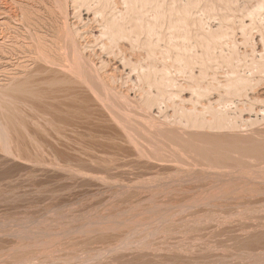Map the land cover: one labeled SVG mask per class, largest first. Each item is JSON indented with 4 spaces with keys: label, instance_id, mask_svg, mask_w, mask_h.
Wrapping results in <instances>:
<instances>
[{
    "label": "rangeland",
    "instance_id": "374dc122",
    "mask_svg": "<svg viewBox=\"0 0 264 264\" xmlns=\"http://www.w3.org/2000/svg\"><path fill=\"white\" fill-rule=\"evenodd\" d=\"M9 1H11V3ZM9 1L0 0V4H2L0 5V12H2L3 10V12L0 13V21H2V23L0 22V29H1L0 31L3 32L7 30V27L3 26L4 24L3 22L10 23L11 25L13 21H14L13 25H16L18 22L22 23L19 17L20 13L18 10H20V8H18L19 5L18 3H16L17 1L13 0V3L15 5H12L13 4L12 0ZM233 1L236 2V0ZM233 1L231 0L232 4L235 7L237 5L238 6L235 8L234 6L231 7L230 4H228L230 9L226 7L227 12L232 14V15L229 14V16L227 15L228 13H226V8H224L223 6L226 1L225 2L223 1L220 4L221 6H216L223 8V9L219 8L220 12H218L219 11L218 9L216 13L217 14L219 13L220 16L224 15L227 18V20H229V23L228 21H226V19H223L225 17L223 18L221 17L222 19H219L220 17L219 16L217 18L216 17L217 14L215 13V11L214 12L212 11L213 14L215 13V15L212 14L211 10L216 7L211 8V10L209 8L210 13H208L209 10L206 9V6H204L203 5L204 3L202 2L200 4L203 6V8L201 7V5H199V7L197 5L196 6L197 8L195 7V9L193 10L194 8L193 7L192 11L189 12L190 17L187 21L188 23H195V22L199 23V19L204 17L202 18V20L204 21L203 23L205 24L207 22V24H209L213 15L214 18L216 17V19L212 18L213 24L215 22L226 24L227 22L231 27V29H233V31L230 30L227 26L228 24H226V28H228V34H229L226 37L230 40V42L233 41V45L235 43H237V45L241 43L239 45L242 48L239 45L238 47H236L237 45L235 44L236 45L235 49L237 50L238 48L237 50L238 53L237 51L235 53L233 51L231 52V50H228L230 47H234L233 45L232 46L230 45L232 43L229 42L230 44L226 45L229 46V48L228 47L226 48L224 46L226 43L225 41L227 42L229 41L226 39V37L225 39L224 37L222 39L223 47L221 46V48H219L217 46L214 49L209 48V50L211 49L210 53L209 51H207L208 53L206 52L203 53L204 56L205 55L209 56L210 60L212 57L215 58L212 60L214 62L212 63L213 67L211 68L210 71L213 70L216 73L221 74V77L224 76L223 75L224 72H228V70H230L229 67L225 66L227 70L224 67V65L228 62V60L232 61L229 58H233L234 61L238 60L237 63L240 66L238 70H240L244 65H245L244 67H246L247 65V68L250 66L249 64H252L251 66H253V62L251 63L250 61L252 60L254 61L256 59L254 57H257L259 55L257 54L258 52L257 43L259 46L260 44L262 45V43L264 44L263 42L264 38L262 36V34L264 33V31H262L264 30V21H260L258 19L260 17L262 20H264V10L259 9L257 11V8L251 10L253 12L250 11V14L251 13L256 14V16H254L253 19H255L258 16V18H256L257 20L255 19L254 21L251 22L250 19L248 18L249 16L247 15V11L246 13L243 12L241 17L239 16L240 15L239 11H242L243 9L239 10L238 7L242 8L239 4L243 0H238L239 3H237V5ZM231 2L229 0V3ZM2 6L5 9H2L1 8ZM11 6L12 8H10ZM13 8L17 12L13 11ZM198 8H201L202 10ZM231 8L236 9L238 13L235 10V12L237 13L236 14L233 11L234 9L232 10ZM10 9L12 10V12L10 11ZM221 9L223 10V14L221 12ZM255 9L256 12L259 13V15H257L258 13L254 12ZM6 10H8L9 13ZM214 10H217V8ZM230 10H232V12ZM203 11L206 12L202 13ZM233 13L236 14L238 18L240 17L242 19H244L243 16L245 14L247 16L245 18L248 19L246 20L238 19V20L247 23V26L242 27L241 23L238 22V20L236 19L237 16L233 15ZM8 14L9 16H11L12 14L13 15L10 18L9 16H7ZM167 14L168 13L166 12V16H167V17L165 16L166 20L168 18ZM191 14L194 15L192 16ZM174 15L176 16V13ZM208 15L209 18H206L208 17ZM194 16L196 18H193ZM232 16L234 17L236 16L235 17L236 21L231 22L230 19H228L231 18ZM12 18L14 19L12 20ZM190 18L192 20L196 19L197 21L195 20L192 21ZM205 18L207 19L206 21ZM222 20H225L226 22ZM248 20L249 22H251L249 25L252 24L254 25V29L251 26L249 27L248 25L249 22H247ZM166 22L167 25L164 24L165 19L163 18L160 23V25L163 26V27L161 26L163 28V29L161 28L163 30V32H161L162 33L161 39L165 35L168 36L167 37L168 39L163 38L165 41L160 39L161 41L160 44H162L161 48H164V46H168L167 44L169 43L170 30L168 31L169 33L166 32L168 30L167 28L168 21ZM260 22H262V24ZM203 23L201 24L203 25ZM192 26L193 25H189V27L191 29L194 28V30H191L189 28L188 30L192 31V32L190 31L189 34L191 37L190 44L193 51L190 50L191 48L190 47L189 52L191 53L192 51V53H194V51H196L197 57L198 56L200 57L201 46L200 44L195 43V38H196L195 32L199 31L198 28L200 26L198 27V24H197V28H195L196 25L193 28ZM206 26L204 29H206ZM256 26L258 28H256ZM261 27L262 30L260 29ZM161 29L159 26V31H162ZM240 30H243V32ZM9 32L10 31L8 29L7 33L11 34ZM193 32L194 35L192 34ZM258 32L259 35L256 34ZM240 33L241 35L242 33H244L243 35L247 37L248 35L252 36L253 34H256L253 35V37L255 36L257 39L258 38L261 39L262 37L263 40L261 39V42L259 44L258 40L260 39L258 40L256 39L257 43L255 42L256 44L255 46L254 42H252L251 39L245 40V38H243L245 40L243 41L242 37L244 36H240L239 35ZM238 35L240 36L239 39L237 37ZM253 37L251 38L253 39ZM255 37H254V41H255ZM177 38H178L177 41L178 43H181V41H183L181 39V36L180 38L176 37L175 39L177 40ZM166 39L168 40V42ZM241 41H243V44ZM250 41L253 43L254 47L252 46ZM244 42H246V44H244ZM194 43L195 45H193ZM247 43H249L250 46H248L249 44ZM196 44L198 45V47L199 46L200 47L198 48ZM192 45L196 49H194ZM243 45L244 46L247 45L248 48L250 47V49L252 50L250 49L247 50L248 48L245 49ZM260 47L263 48V46ZM177 48H175V50ZM218 49L221 51H219ZM239 49L242 50V52ZM16 52L17 51H15L14 53ZM219 52H221L222 55L225 54V56L223 55L224 57L222 56L221 58L220 57L221 54ZM229 52L235 57H232V55L230 57H227L230 55ZM251 53H255L254 54L255 56L252 55ZM241 54L244 57L245 55L247 54L248 55L244 59V57ZM16 55L14 54V56H12L11 58V61L13 63L18 60L17 57L19 55L17 57ZM237 55H241V56H237ZM226 57L227 59H225ZM247 57L249 58L252 57L251 58L252 60ZM221 59L222 60L224 59L223 60L224 62ZM246 59H249L248 60L249 63H247L248 61L245 62ZM239 60H242L247 64H244L242 62L244 65H241L239 63L241 61ZM217 62L218 64L214 65ZM221 64L223 65L221 66ZM214 66H216L217 68L218 66H220L219 68L221 71L219 70V68L217 70L222 73L216 71V68H214ZM8 67H9L8 68L9 72H7L5 69L7 74L4 73V76L8 75L9 77L5 76V78L6 79L10 78V79L5 80L3 75H1L0 77V264H264V178H263L264 164L262 163L261 164L258 163L260 165L255 164L257 163V160L258 161L262 160L259 159L261 158V156L264 159V127H263L264 114L261 115L259 114L258 116H260V118L258 117L257 120H254L255 123L252 122L253 121L252 120L251 122L249 121L246 122L245 124H241L242 127L244 128H240L241 127L240 126L239 128L237 127V129L234 130H229V131L227 130V132L226 131L221 133L219 132L220 134L216 132L209 133L210 136L202 137L203 139L200 137L201 140L206 139V141L204 140L201 142H205V146L207 147L209 146L208 149L205 146H203V144L200 142V138L198 137L196 138L199 141H197V139H195L194 137L193 139L191 137V140L193 142L192 144L189 143L190 136L187 135L184 136L185 138L188 137L189 139L188 142L186 141L185 138L179 139L180 136L178 138L176 137L178 141L185 140V142H182V144L186 143L185 150L182 147L180 149L184 150V153L186 155L188 154L189 157H192L193 154L194 156H197V154L190 149L193 150L198 149V151L196 152H198V154L200 153L204 155L205 154L204 151L206 148V153L208 154L210 153L209 154L210 156L204 155L205 157L206 156L209 157V158L206 157L207 159L201 155L202 160H200L199 157L200 155H198L197 157H199L198 158L199 162L196 159V161L194 160V163H193V159H194L193 156V159L191 158L192 160L188 163L190 164L192 162L194 165L191 163L190 164L191 166H189L185 163L187 162L186 159L188 158V160H190V158L187 156V158L184 160V155L183 154H182L183 156L181 155L183 151L180 153L181 150L178 148L183 145H180L181 142L179 144L178 141H176V138L172 135V133L171 134L167 133L166 135L165 132V134H161L162 130L159 131L161 133H158L160 140L161 138L163 139L161 135L164 137L167 136L168 138L166 140L165 138L163 139L166 142H163V140H161L162 142L157 144L162 147L164 145H162L161 143H165V146L167 147L168 145L169 149L171 146H173L171 147L170 150H168V148L166 149L165 146H164L165 149L164 147H162L163 149L161 147L157 148L156 147L157 145H154L156 144L155 141L152 140V139L157 140L159 138L158 135H156V137L158 138H156L154 135L156 131L158 132L157 130L158 128H156V130L154 129L156 125L157 127L158 126L162 127L161 125H158L160 122V124L165 126L168 120L170 119L173 120V118L175 117V116L173 117L172 115L165 116L167 114H164L165 112L170 113L171 108H169L168 106L169 110L167 111L166 108L167 106H166L163 112L162 111L164 109L163 106L162 110H159V113L153 112L152 109L151 112L149 113L150 116L155 117L153 115L155 113L158 114L154 119L152 118L150 119V116L147 115L149 111L148 109L145 111L143 109H140L139 107V109L136 111L135 109H137L138 105L140 104V102H138L139 97L135 95L139 93L137 92L138 87L137 86L134 87L130 83H129L130 85L125 83L126 78L124 76H121V79L119 78L120 83H117L118 80L116 81L117 87H119V85L121 86L123 83L122 85L123 87L117 89L119 90L124 88L123 90H126L128 86L132 88L133 92L132 90H129L131 91L129 96L130 98H132V96L135 98L136 96L135 100L139 104L136 103L135 105L134 101L133 102L130 101V103L132 102L131 103L132 106H130V103L128 101L127 102L129 105L127 104L126 101H124L126 103L125 105V103H123V101L119 97H113L112 101L117 102L119 100L118 102H121V105H118V102L117 104L115 103L113 104L112 101H109L111 100L109 98H108L109 102L106 103L107 98L104 99L103 97L105 96L107 97V95L102 88L99 87V89L97 90L98 93L100 89H101L100 91L102 90L103 91L99 95H96L95 98L94 93H92V95L89 93V92H93L92 90L90 91V89H86L85 87L80 86L82 90L85 88V90L81 91L80 87L78 86L79 89L78 90L75 89L76 90L75 92L77 91L81 92V93L77 92L80 96H78V94L74 92V96L69 98L70 100L68 99L66 100L65 98H62L64 100L61 99L59 100L60 102L57 101L59 102V104L50 101L53 105L54 108L53 109L51 103H48L51 105V106L48 105L50 106V108H48L45 105L46 101H42L44 98L41 97L42 92L41 93L38 92V90H36L37 89L36 87L34 89V87L32 88L30 86L32 91L30 90V87L28 89L22 86L23 89L22 88L20 89L18 82L22 83L23 79L21 78H23V76L21 75L17 76L16 80L18 84H16L15 79L11 78L9 75L11 66ZM243 68L242 70L247 69V68L246 69ZM250 68H248L249 70H247L249 71V75L251 74L250 72H252ZM258 69L264 70L263 68L260 67L257 68L256 70ZM242 70H240L241 73L243 74L248 73L247 71L244 72ZM262 70L260 71L262 72ZM255 73L257 74L258 71L257 72L255 71ZM256 74L253 75L255 78L259 76L258 74L257 75ZM176 75H178V77L180 78L179 74L176 73ZM260 75L263 74L261 73ZM18 78H20L21 80H18ZM11 79H13L14 81ZM124 84L126 85V87ZM254 85L255 86H251V87L252 88L255 87L254 88L255 90H257L260 86L257 83H255ZM27 89L29 91H27ZM33 90H35L36 93H40V94L33 93L34 92ZM82 92L83 95H85L86 97L82 95L83 98H81ZM94 92H96V89L94 90ZM75 96L80 97L77 98L82 99L83 102L80 103ZM88 96H90V98L93 96L92 97L93 100L96 101V99H98L99 101L97 100L96 103L95 101L92 100L93 102H95L92 103L91 99L87 98ZM101 97L104 100L101 99ZM114 98L117 99L119 98V99L117 100ZM235 98H239V97H235ZM71 99L76 100L75 101L76 103L74 102V100ZM100 100L106 101L103 102V104L106 103L107 106L112 103L111 105H109L112 108H114V106L120 108L123 106L124 107L127 106L126 108L128 109V113L127 111H125L127 110L126 108L125 110L121 108V110L125 111L127 114L132 112L133 115L130 114L131 117H129L130 115L127 116L129 118L135 116L134 119H131L132 121L136 119L138 120V117H136L134 111H130L131 110L130 107H132L136 111V113L141 112V115H137L139 116V118L140 116L142 118L143 111L147 112L145 114L150 120L147 119V117L143 114V117L145 116L144 117L145 119L142 118L140 119V121L138 120L140 126L136 124L138 121L137 122L131 121L132 123L131 125L135 127L134 125L136 124V127L140 128L142 125L141 122H143V120L144 121L148 120L147 122L148 125L146 122L143 123L145 124V126L147 125L145 127L146 129L148 126L151 129L152 127L150 126L151 125L153 126L155 124V126H153L154 130L153 129H151L153 131L150 130L151 133L153 132L152 133L153 135L151 133L148 134L149 131L147 132V130H145L144 132V130L142 129L143 125L142 128H140L142 131L140 129L137 130L136 128L129 126L130 123L129 124L125 123L126 120H129V118L127 119L126 117V119H124L126 114L124 118L123 117L121 118V115L118 112L120 111L119 110L120 108L118 109L117 107H115L117 108L116 111L114 110L115 108L114 109L111 108L110 111H107V109L105 108V104L102 105V103H100L102 101ZM132 100L134 99L132 98ZM67 101L70 102L72 101L71 103L73 105ZM63 102L65 107H66L65 104H71L72 106L69 105V107H74V108L76 106L75 109L79 110L80 114L82 115L84 113L86 114L87 111L89 112L91 111V112L90 114L87 113L88 114V115L86 114L87 116L86 115H83L84 117L81 116L83 117L82 118L83 120H80L81 119L80 114H79L80 118L78 119V115L75 114L78 112L74 108L70 110V111H74L72 113V112H67V110H69V107H67L66 110H64L65 109L64 107L61 108L58 107V105L63 106V104H61ZM84 102L87 104H84ZM54 103L57 105L58 109L56 108ZM98 104H100L99 106L101 107L102 111H100V107L97 106ZM78 106L79 107L83 106V110L87 109V111L84 110V112H82L83 111L82 108L80 107V109H78L79 108ZM88 106H90L89 108L92 109L93 111L88 110L87 108ZM96 106L99 107V109H97ZM133 106L134 107L137 106V108L136 107L134 108ZM43 107L48 108L49 110L44 109ZM55 108L57 109V111H54L56 110ZM64 111L66 114L63 113ZM104 111H107L109 113L111 112V114L120 115V116L118 115L115 116L116 119L120 118V120L119 121L116 120L114 115H111L109 113L107 114ZM42 114L43 115L45 114V117L48 116L47 117L48 121L45 120L46 118L44 116H43L44 118L42 117L38 118L39 115L42 116ZM162 114L164 115L162 116ZM66 115H69V117ZM75 115L77 116L78 120H75L76 119ZM111 116L112 118H110ZM87 117H89L90 119L85 120V118ZM110 119H112V121H110ZM121 119L125 121H122ZM155 119H157V121L161 119V121H159L158 123L157 121L153 123ZM164 119L166 120V122L162 121ZM73 120L76 123L73 122ZM113 120H115L114 121L116 122L115 124ZM120 121L124 122L125 126L124 123ZM35 122L38 123L36 124L38 126L35 125ZM164 122L165 124H163ZM122 124L123 126L121 130L126 129L125 131H127L128 129L129 132L127 133H131L133 131V133H135L134 134L135 136L132 133L127 135V133H124L125 131H121L119 126ZM254 124L257 125V127ZM126 125L131 127L130 129H135V131H138L137 132L138 134L141 133L140 137L141 135H143L144 138L147 137L148 135H152L151 137L148 136L147 138H145L147 140L146 143L147 142L149 143L150 141L152 142L149 145H147L148 143L146 144L145 141L141 142L142 139H140L139 137L138 139L140 140L141 144L143 143L142 146H139V149H143L144 146L147 145L148 147H150L148 148L146 146L147 149L149 150L154 145L152 149L153 151L150 150L147 151V149L144 150L145 148L143 149V151L142 150L139 151L138 145H140L139 144L140 142L138 141L139 143L138 144L136 143V141L138 140L137 139L138 134L136 136V132L134 130H130L129 127L127 128ZM51 126L53 127V129L55 126L58 127L57 129L59 130V132L57 133H59V135L55 133L56 132L55 130H57L56 127L52 131L51 130L52 128L50 129ZM41 128H45V130L47 129L46 130L47 132L44 131L43 129L41 130ZM248 128H251L252 130ZM236 130L238 131L240 130L239 134H237L238 132ZM232 131H235L234 133L237 135V137L235 136V141H233L235 134ZM241 131L243 132V136H244L243 139H242V135L239 136L240 134H242L240 133ZM145 133L148 135H146ZM201 133H205V132H201ZM224 133L225 134L227 133L226 135H224L225 137L223 136ZM246 134H248L249 136ZM220 135L223 137H221ZM131 136H134V138ZM226 136L227 137L231 136L230 138H233L231 139L230 142L229 140L230 138L228 137L229 140L228 142H230L229 144H232V146H229L226 140ZM135 137L137 140L135 139ZM149 137L150 138L153 137V138L150 140L148 139ZM171 137L174 138L170 140ZM207 137L212 139H208ZM224 138L225 141H223ZM131 139H135V142L134 140L130 141ZM194 139L195 141L198 142L197 144L201 143L202 145L201 146L198 145L197 146L198 148H196L195 141H193ZM240 139H242V141H240ZM237 140H239L240 142H238ZM127 141H130V145L133 143L134 146L133 145L130 146L129 142L127 143ZM169 141L170 142L172 141L173 144L169 145ZM173 141L180 146H178ZM209 142H214L216 145L212 143V145L210 146L211 143L209 144ZM234 142L235 144H237L235 145V147H234ZM151 144L152 146H150ZM189 144L190 145L195 144L194 147L196 149H194L193 146L190 147ZM175 147L179 150V154L182 156L180 157L183 158L182 160H184L185 163L184 161L182 162V160L178 158L179 156L177 154L178 151L176 153V151L173 150L176 149ZM230 147H233V153H234L233 155L231 153L232 150L228 151L229 149H231ZM156 148L160 150L161 149L164 150L163 152L167 153V155H165V153L163 155L162 150L159 152L158 150L155 151ZM186 148H189L190 152L188 149L187 151ZM214 148H216V150ZM222 148L224 150L223 152L221 151ZM201 149H203L204 151ZM165 150H167V152ZM199 150H201L203 153L201 151L199 152ZM173 151H175L174 153L176 154H174ZM156 152L162 154L163 157L165 156L166 158L165 157L164 158L166 160L164 158H161L162 156L158 155ZM171 152L173 155L169 154L168 157V153ZM191 152H193V154ZM227 152L228 153L230 152L231 155L228 154ZM154 153L156 156H154ZM211 154H213L212 155L213 157L211 156ZM157 155L160 156L159 159L157 158ZM170 155L172 160L170 159ZM174 155L175 157L176 155H178L177 161L179 162L177 163L180 164H177L175 162L177 158H173ZM241 155H243V157H240ZM251 156L252 157L254 156V158L256 156L257 158L252 159ZM210 157H212V159H210ZM235 157L237 158L239 157L238 158L239 162L243 160V163H239L235 161H230L229 163V161H227L228 158L229 160L231 159L237 161L238 159H236ZM205 159L206 160L214 159V160L212 164L210 163L211 165L208 164L209 162H207L206 165L205 162V166H204L201 161H203L204 163V161H206ZM216 159L217 161H215ZM169 160H171L172 162ZM248 160L250 163L249 162L246 163ZM214 161L217 163L218 166L220 165L218 169L216 168L217 171L215 169L216 172L214 171L215 166L214 167L212 166V165H216ZM195 162L196 165L197 164L199 165V163H201V165H203L202 166L203 170L205 167H207L206 169L208 168L210 169L206 170L207 172L204 170V174H205L204 175L201 167L199 168V166L201 165L197 167L198 170L195 167H192V166H196ZM224 163L226 164L228 163L227 165H230V167L226 166V164ZM245 163L248 164L249 166L247 167ZM237 164H242V165L244 164L245 167H247L248 169L251 168V166L252 168L255 166L254 168L256 169L254 170L257 171L259 170V172L261 173L259 172L256 173V171L252 170V168H251L252 171L246 169L250 173L249 172L246 173L247 171L243 172L245 168L243 167L244 165L239 166ZM253 164L255 165L253 166ZM223 165H225L227 168H223L224 167ZM233 165L234 167L236 166L237 168L236 167L233 168ZM238 166L241 169L243 167L242 169L243 171H241V169H239ZM258 166H260L261 168H257ZM178 167L182 169L178 170L179 169ZM187 168L188 169L192 168V170L189 169L191 170V173L192 171L195 170L196 174H198L199 176L200 174H202V176L199 177L198 175L194 174L197 176V178L196 176H193L194 178H192L191 176L193 175V173L191 174L190 171L187 170ZM211 168L213 170H211ZM186 170L189 171L190 174L188 172L186 173L185 172ZM199 170L201 171V173ZM218 170L220 171L218 172ZM238 170H240L241 172ZM180 171L181 172L183 171L182 172L183 174ZM208 171H210V173ZM237 171L238 173H240L239 175L240 178L238 177V174L237 175L235 174L237 173ZM253 171L255 172L256 176L255 175L252 176L253 175L252 173H254ZM229 172L231 174H229ZM225 174L227 175L225 176ZM221 175L222 177L219 178V176ZM183 176L187 181L184 178H182ZM242 176L244 179L242 178ZM249 176L251 177V179H249L250 178ZM188 177L191 178L189 179Z\"/></svg>",
    "mask_w": 264,
    "mask_h": 264
},
{
    "label": "bare ground",
    "instance_id": "6f19581e",
    "mask_svg": "<svg viewBox=\"0 0 264 264\" xmlns=\"http://www.w3.org/2000/svg\"><path fill=\"white\" fill-rule=\"evenodd\" d=\"M7 1H9V0H7ZM16 1H17L16 3H18V5H19V7L18 6L17 7L20 8V10H18V11L20 13L19 17H20V21L22 23L16 21L19 24L17 23L16 25H13V23H14V21H13V23L11 25L10 23L3 22L4 23L3 26H6L7 30H5L3 28L5 30L4 31L5 33L3 31H0V69H1L0 70V77H1V75H3L4 78H5V76L9 77L8 75L4 76V73L7 74L6 71L9 72L8 66H11L9 75L11 78L15 79L16 84L19 83L20 89L22 88V86L25 88H28V89L30 86L32 88L34 87V89L36 87L37 88L36 90H38V92H40V93L42 92V94H41L42 96L41 95L40 96L44 98L42 101H46L45 105L48 108H50V106L52 105L51 102H56V104L57 103L59 104V102H60L59 100H61L62 98H65L66 100L67 99L70 100L69 98L74 96V92L76 91L75 89L78 90L80 86H83L86 89H90V91L92 90L93 92H89L88 90L87 91L91 95H92V93H94L95 95L94 94L93 95L95 96V98H96V95H99L104 90L106 92L107 97L105 96L103 98L104 99L107 98L106 99L107 102L100 100V101H102L100 103H102V105L105 104V108L107 109V111L111 110L112 107L109 105H111L112 103L109 104L108 106L106 103H108L109 101H112L113 97H119L123 101V103H125L124 101H126V102L128 101L129 103H130V101H132V102L134 101L135 105H136V103L140 102V104L138 103L139 104L138 108H137V106H135L137 108L135 110L137 111L139 109V107H140V109H143L145 111L148 109L149 111H148L147 115H149V116H150L149 113L151 112L152 109H153V112L159 113V110H162L163 106H164V109L162 110L163 112H164L166 106H167L166 107L167 111L169 110V108H171L170 113H172V114H170L169 112H165L164 114H167L165 116H171L172 115L173 117L174 116L175 117L173 118V120L170 119L171 121L168 120L169 119L168 118L167 119L168 122H166L165 119L162 120V121L166 122V124H165V122L163 123V124H165V126L160 124L159 121H161V119H159L158 121H157V119H155V121L153 120L154 121L153 123H155L157 121V123L159 122L158 125H161L162 127H160V126L157 127V125H156V127L154 128L153 126H155V124L153 126L151 124H149V125H151L150 127H152L151 129L154 128L156 130V128H158L157 129L158 132L156 131L157 134H156V132L154 133L155 137H156V135H158V133H161L159 131L162 130L161 134H165V132H166V135H167V133H170V134L172 133V135L175 138L176 137L178 138L180 136L179 139L185 138L184 136H186V135L190 136L189 137L190 141H189L188 137H186L185 139L187 142L189 141V143H191V144L193 143L191 140V137H192V139H193V137L195 139H197L196 137L202 138L205 136H210L209 133H214V132H216V133L220 132L221 133L224 131L227 132V130L228 131L234 130V129H237V127L239 128L240 126H241L240 128H244V127H242L241 124H245L246 122H249V121L251 122L252 120H253L252 122H254V120H257L258 117L260 118V116H258L259 114L260 115L264 114V106H262V105H264V104H262V103H264V101H263L264 100V73H263L264 70L260 69V70H262V72L259 69L256 70L259 67L264 69V60H263L264 59V44L263 43H262V45L260 44L262 37H261V39L258 38V39H260V40H258L254 36L255 41H254V37H253V35H256V34L259 35V32L256 34H253V35L251 33L252 36L248 35V37L244 36L243 35L244 33H242V35H241V33L239 34L240 36H244V37H242L243 41H245L246 39L247 40L251 39L252 42H254V44H255V42L257 43V40H258L260 46H263V48H261L257 43L258 49L257 48L256 49L258 51L257 54H259V55L257 56V54H256V56L259 59L257 57H254V58H256L254 61L251 59L253 57L252 55H254L255 53H251L252 54L251 58L247 57V58L252 60V61H250L251 63L253 62V66H251L252 64H249L250 66L248 65L249 66L248 68L251 67L250 69L252 70V72H250L251 73L250 75H249V71H247V70H249L247 68V65H246V67H244L245 66L244 64L249 63V61H248L249 59L245 60V62L248 61L247 63H245L242 60H239V61H241L239 63L241 65H244L243 66L244 68L243 67L242 68L243 69L247 68L246 70H242V68L240 69L244 72L245 71L248 72L247 74L244 73L245 75L243 73H241L240 70H238V68L240 67L239 64L237 63L238 60L234 61L233 58H229L232 61L228 60V62H227L225 60L227 63L224 65V67L227 66L230 68V70H228V72H224V74H223L224 76L222 75L223 77H221V74H218L213 70L210 71L211 68L213 67L212 63L214 62L212 60L215 58L212 57L210 60L209 56L203 55L204 52L208 53L207 51H209V53H210V50L214 49L217 46L219 48H221V46L223 47V45H222L223 40L222 39H223V37L225 39V37L227 35H229L228 34V28L233 31V29H231V27L228 24L229 20H227V18L224 15L220 16L219 13L218 14L216 13V11H218L219 8H222V7H216V6H221L220 4L223 1L224 2L226 1L225 4L223 5L224 8H226V7L229 8L228 4H230L231 7L234 6L232 4L231 0H230L231 3H229V0H202V1L201 0H16ZM9 2L11 3V1H9ZM201 2L204 3L203 5L206 6L207 10H209V8L211 10V8L216 7L217 10H214L216 8H213L211 10V12L215 11V13L218 15V16L216 15V17L218 18L220 16L219 19H222L223 17H225L223 19H226V21H228V23L225 20H222V21H224V22H226V24H228L227 25L228 28H226V24H224V23H216L215 22L216 24L215 23L213 24L212 20L216 19V17L214 18V16H213V15H215V13L213 14V12H212V14H213L212 18L213 19L210 16L211 21L209 20L210 21L209 24H207V22L205 24L203 23L204 21L202 20V18H204V17L199 19V23H196V22L195 23H188L187 21L190 17L189 12L192 11L193 7H194L193 10L195 9V7L197 5L199 7V5H201L200 4ZM233 2L236 3V5H237V3H239L238 0H236V2L235 1H233ZM12 3H13V0H12ZM0 5H2V4H0ZM12 5H15V4L13 3ZM239 5L242 7V8L238 7L239 10H241V9L244 10V11L243 10L239 11L240 12L239 16L241 17L242 13L243 12L246 13V11H247V15L249 16L248 18L250 19L251 22L254 21L256 18H258V16H257L255 19H253L254 16H256V14L255 13H254L255 15L253 13L250 14L251 10H253L254 8H257V11L259 9L264 10V0H243ZM201 7L203 8L202 5H201ZM1 8L5 9L3 6ZM10 8H12V6ZM198 9H201V8H198ZM222 9H221V12L223 14ZM8 10H9V8H8ZM8 10H6V11L8 12ZM210 10L208 11V13H210ZM232 10H230V11L232 12ZM235 10L236 9H234L233 11L235 12ZM10 11L12 12L11 9H10ZM13 11H15L14 8H13ZM206 11H203L202 13H204ZM2 12H3V10H2ZM2 12H0V13H2ZM15 12H17V11H15ZM166 12L168 13L167 14L168 15L167 20H166V17H167ZM178 12H180V13H178ZM218 12H220V9ZM251 12H253V11H251ZM254 12H256V9L254 10ZM4 13H6V12H4ZM175 13H176V16L174 15ZM208 13H206V14H208ZM226 13H228L227 15L229 16L230 13L227 12V8H226ZM237 13H238V11H237ZM256 13H258V12H256ZM236 14L233 13V15H236ZM12 15L9 16V14H8L7 16H9L11 18ZM191 15L193 16L194 14H191ZM198 15H200V14H198ZM230 15H232V14H230ZM257 15H259V13ZM198 17H200V16H198ZM232 17H234V16H232ZM232 17L228 18V19H230L231 22L236 21V19L237 20L242 19L240 17L238 18V16L236 17V19H235V17L234 18H232ZM243 17L245 20L248 19V18H245V17H247L245 14ZM163 18L165 19L164 24H166L167 23L166 21H168V27H167L168 30L166 32L167 33L170 32V35L168 34L169 35V43L167 44V42H168L167 37L168 36L164 34L166 32L163 33L165 35V36L163 35L164 36L163 38L164 39L167 38L166 44L168 46L163 45L164 48H161L162 44H160L161 43L160 39L162 37L161 32H163V30H162L163 29L162 28L163 22H162V25H160V23H161V20ZM193 18H196V17L194 16ZM206 18H209V15ZM206 18H205V21L207 20ZM13 19L14 18H12V20ZM233 19H235V20H233ZM244 19H242V20H244ZM258 19L260 21H264L260 17ZM191 20H189V21H191ZM194 20L197 21L196 19H193L192 21H194ZM218 20H217V22H218ZM239 20H238V22L241 23L242 27L247 26V23H244L243 21H239ZM5 21H7V20H5ZM0 22L2 23V21H0ZM200 22L203 23L204 26ZM247 22H249V20ZM251 22H249L248 25ZM240 23H238V24H240ZM260 23L262 24V22H260ZM194 24L196 25L195 28H197V24H198V27L200 26L198 28L199 31H197V29H196L197 32H195L196 33L195 34L196 35L195 36L196 37L195 43L200 44V46H201L200 57L199 56L197 57L196 51H194V53H192L193 49H192L191 44H190L191 43V41H190L191 37H190L189 33L191 30H194V28H193L195 26ZM234 24H236V23H234ZM189 25H193L192 26L193 29H191L190 28L191 26L189 27ZM258 25H259V23H258ZM159 26H160V29L162 28L161 29L162 31H159ZM205 26H206V29H204ZM250 26L254 29L253 24L249 25V27ZM1 27H2V25H1ZM164 27H166V26H164ZM167 28H165V29H167ZM188 28L191 30L189 31ZM256 28H258V27L256 26ZM8 29L10 31L9 33H11V34L7 33ZM260 29L262 30V27ZM240 31L243 32V30H240ZM262 31H264V30H262ZM253 33H255V32H253ZM192 34L194 35V32ZM234 34H232V35H234ZM239 35L237 36L238 39L240 37ZM180 36H181V39L183 41L180 40L181 43H178L177 42L178 38H177V40L175 38L176 37L180 38ZM262 36L264 38V33L262 34ZM251 37H253V39ZM163 38L161 40L165 41ZM233 38H234V36H233ZM243 38H245V40ZM226 39L229 40L227 37H226ZM175 40H176V42H175ZM243 41H241L242 44H243ZM188 42L190 45L188 44ZM225 42L226 43L224 46L226 48L227 47L229 48V46H226V45H229L230 43H232V44H230L231 46L233 45V41L230 42V40H229L228 42L227 41H225ZM252 42H251V44L253 46ZM263 42H264V40H263ZM195 43L193 45H195ZM235 44L237 45V43H235ZM235 44L233 45L234 47H230L231 49L229 48L228 50H231V52L233 51L236 53L238 48H237V50L235 48L238 47V45L241 43H239L237 46ZM244 44H246V42H244ZM247 44H249V43H247ZM245 46H247V45H245ZM245 46H244V48L247 49L248 46H250V44L247 47H245ZM255 46H256V44H255ZM197 47H198V45H197ZM175 48H177L178 50L177 49L175 50ZM189 48H190V50H192L191 53L189 52L190 51ZM193 48H194V46H193ZM209 48H211V49L209 50ZM194 49H196V48H194ZM249 49H250V47L247 50H249ZM250 50H252V49H250ZM15 51H17V52L14 53ZM219 51H221V50H219ZM240 51L242 52V50H240ZM187 52H189V53H187ZM227 52H226V54H227ZM250 52H249V54H250ZM253 52H255V51H253ZM219 53L221 54V56H220L221 58L223 55L225 56V54L222 55L221 52H219ZM219 53H218V56H219ZM237 53H238V51H237ZM14 54L15 55L18 54L19 56L16 55V57L18 56L17 57L18 60L13 63L11 61V58H12V56H14ZM214 54H215V52H214ZM231 55L232 54L230 53V55L227 57H230ZM241 55H237V56H241ZM247 55H245V57L243 55L242 56L245 59ZM260 56H261V58H260ZM205 57H206V59H205ZM227 57L225 59H227ZM232 57H235V56L232 55ZM236 59H237V57H236ZM261 60H263V61H261ZM217 64H218V62L215 63L214 65H217ZM222 65L223 64H221V66ZM219 67L220 66H218V68ZM214 68H216V71H218L217 70L218 68L216 66H214ZM5 69H6V71H5ZM225 69H226V67H225ZM219 70H220V68H219ZM220 71H218V72L222 73ZM255 71L256 72L258 71V73L260 72L259 74L257 73L259 76H257L256 78L253 76L256 74ZM176 73L180 75L181 79L178 77V75H176ZM253 73H255V74H253ZM261 73L263 75H260ZM18 75L23 76V78H21V79H23V81H22L23 84L20 82L17 83L16 79H17ZM121 76H124L126 78L125 79L126 82L124 81L125 83H127V84L130 83L134 87L135 86L138 87L137 92H139V93L135 94V95H137V97H139L138 102H136V100H135V98H136L135 95H134L135 98L132 96V98L134 100H132V98H130L129 94L131 91H129V90H132V92H133V89L130 88L128 85H127L128 87L126 88V90H123L124 88L119 89V90L117 89V88L123 87L122 86L123 83L121 86L119 85V87L116 86V81L118 80L117 83H120L119 78L121 79ZM9 79L5 78V80H9ZM13 79H11V80H13ZM21 79L18 78V80H21ZM255 83L260 85L257 90L254 89L255 87H253V88L251 87V86H255L254 85ZM24 85H26L27 87ZM133 86H131V87H133ZM31 87H30V90L32 91ZM99 87L102 88L103 90L100 91L101 90L100 89L99 93H98L97 90L99 89ZM125 87H126V85H125ZM85 88L83 90H85ZM28 89H27V91H29ZM95 89H96V92H94ZM80 90L83 91L81 89V87H80ZM33 91H34L33 93H35V94H40V93H36L35 90H33ZM128 91H129V93H128ZM77 92H79V91H77ZM77 92H75V93H77ZM105 92H104V94H105ZM29 93H31V92H29ZM79 93H81V92H79ZM96 93H98V94H96ZM82 95H83V92L81 94V98H83V96L86 97L85 95H83V96ZM78 96H80V95L78 94ZM77 97H76V99L79 100L80 103H82L83 100L78 99L80 97H78V98ZM92 97L90 98V96H88L87 98H90L92 101L93 100ZM235 97H239V98H235ZM103 98L101 97V99H103ZM108 98L111 100H109ZM260 98L263 100H261ZM99 99H100V97H99ZM114 99H117V98H114ZM62 100H64V99H62ZM71 100H74V99H71ZM87 100H89V99H87ZM97 100L98 99H96V101L95 100H93V101H95L97 103ZM57 101H59V102H57ZM75 101L76 100H74V102ZM93 101H92V103H95ZM259 101H261V102H259ZM67 102H70V101H67ZM103 102H106V103L103 104ZM117 102L115 101V102H113V104L114 103L117 104ZM128 102H127V104H128ZM48 103H51V105ZM80 103H79V105H80ZM89 103H91V102H89ZM131 103H130V106H132ZM259 103H261V104H259ZM56 104L54 103V105L57 108ZM61 104H63V106ZM61 104H60L61 106L58 105V107H60V108L64 107L65 109L64 108L63 109L66 110V108L69 107V105H71L72 103L71 104H65L66 107L64 106V102ZM84 104H87V103L84 102ZM48 105H50V106H48ZM99 105L100 104H98L97 106H99ZM118 105H121V102H118ZM125 105H126V103H125ZM133 105H134V103H133ZM84 106H86V105H84ZM168 106H169V108H168ZM80 107L78 109H80ZM89 107L90 106L87 107L88 110H92ZM96 107H95V109H96ZM99 107H97V109H99ZM107 107H110V108H107ZM115 107H117V106H114V108ZM126 107L123 106L121 108L125 110ZM48 108H44V109L49 110ZM52 108H53V105H52ZM60 108H59V110H60ZM72 108H74V107H69V110H67V112L73 113L74 111H70ZM75 108H76V106H75ZM81 108L83 110V106ZM103 108H104V106H103ZM114 108H112V109H114ZM117 108L119 109L120 107H117ZM117 108H115L114 110L116 111ZM121 108L119 109L121 112L118 111L119 114L121 115V118L122 117L124 118L125 114H126V116L124 119H126V117L130 114L133 115L132 112L127 114L128 113L127 108H126L127 110H125V111H127V113L125 111L121 110ZM57 109L54 111H57ZM130 109H131L130 111H134V113L136 114V117H138L139 121H140V119H142L146 116L145 113H147V112L143 111L142 113L145 116L143 117V114H142V118H141V116L139 118V116H137V115H141V112H137V113H139V114H137L136 111L132 107H130ZM75 110H77V109H75ZM84 110L87 111V109H84ZM84 110L82 112H84ZM100 111H102L101 107H100ZM107 111H104V112H106L108 114L109 112H107ZM122 111L125 113H123ZM140 111H142V110H140ZM77 112L78 113H75V114L78 115V119H79L81 116L86 115L87 113L90 114L91 111L90 112L87 111V113L86 114L84 113L83 115L80 114L79 110H77ZM63 113H65V111ZM157 113H155L153 116L156 117V115H158ZM39 114H41V113H39ZM79 114H80V117H79ZM109 114H111V112ZM160 114H161V111H160ZM164 114H162V116ZM111 115H114V117H115L118 114L117 115L111 114ZM120 115H118V116H120ZM151 115H152V113H151ZM43 116L45 117V114L44 115L42 114V116L39 115L38 118H40V117L44 118ZM66 116L69 117V115H66ZM47 117H45L46 121H48ZM83 117H81L80 120H83L82 119ZM129 117H131V115ZM129 117H127V119ZM134 117L135 116H132V118H129V120H126L125 123L126 124L130 123L129 126L133 127V125H131L132 124L131 119H134ZM155 117L150 116V119L151 118L154 119ZM157 117H159V116H157ZM261 117H263V116H261ZM75 118H74L75 120H78L77 116ZM110 118H112V116ZM87 119H90V118L89 117L85 118V120H87ZM91 119H92V117H91ZM115 119H116V117H115ZM147 119H149V118L147 117ZM39 120H41V119H39ZM42 120H44V119H42ZM116 120L119 121L120 118H117ZM121 120L125 121L123 119H121ZM138 120L136 119L132 122H137ZM79 121H77V122H79ZM110 121H112V119H110ZM114 121L115 120H113V122ZM122 121H120V122H122ZM139 121L136 124H138L140 126ZM73 122H75V121L73 120ZM143 122L147 123L148 120L147 121L143 120ZM143 122H141L143 125V128H142V125L140 128H142L144 130V132H145V130H147V132L149 131L148 134H150L151 131H153L154 129L151 130L149 128V126L146 129L145 127L148 125V123L145 126V124ZM115 123L116 122H114V124ZM122 123H124V122H122ZM125 123H124V126H125ZM36 124H38V123L35 122V125ZM46 124H48V123H46ZM51 124H52V122H51ZM136 124L134 125L135 127H133V128H136L137 130H139L140 128L136 127ZM257 125H255V126L257 127ZM36 126H38V125H36ZM122 126H123V124L119 126L120 130H121ZM129 126L126 125L127 128ZM261 126H263V125H261ZM39 127H38V130H39ZM55 127H56V129L58 128L57 126H55ZM55 127H54V129H55ZM131 127H129V129ZM123 128H125V127H123ZM245 128H247V127H245ZM42 129L44 131L47 130V129L45 130V128H41V130ZM50 129L52 131L54 130L52 126L50 127ZM117 129H118V127H117ZM248 129H251V128H248ZM248 129H245V130H248ZM57 130H55L56 132L55 131L54 132L55 133L59 132V130L58 131ZM125 130L126 129L121 130V131H125ZM130 130L135 131V129H130ZM236 131L238 132L237 134H239V131L238 130H236ZM242 131L240 132L242 134H240L239 136L242 135V139H243L244 136H243ZM127 132H129L128 129L124 133H127ZM135 132H136V136H137L138 131H135ZM201 132H205V133H201ZM232 132L234 133L235 131H232ZM124 133H123V135H124ZM131 133L133 135L135 134V133H133V131ZM131 133H127V135H129ZM178 133H180V134H178ZM247 133H248V131H247ZM57 134L59 135V133H57ZM140 134L141 133L138 134L137 139L139 137L140 139H142L141 142L145 141V143L147 141L145 138H147L148 136L151 137L153 135V134L152 135L146 134L148 136L145 138L143 137V135H141V137H142L141 138ZM226 134L224 133L223 136ZM233 135H232V137H233ZM246 135H248V134H246ZM134 136H131V137L134 138ZM181 136H183V137H181ZM223 136H221V137H223ZM235 136L237 137V135L236 134L234 135V139L230 138L231 136H228L230 138L229 139L230 142H231V139H233V141H235ZM150 137L148 139L151 140L154 136L152 138H150ZM158 137H159V135H158ZM158 137H156V138H158ZM161 137H163V139L165 138V140L168 138L167 136L164 137L162 135H161ZM174 137H171V139L170 138L169 139L172 140V138H174ZM228 137L226 136L227 142L229 141ZM143 138H144V140H143ZM177 138H176V141H178ZM201 138H200V142L204 141V140L206 141V139L201 140ZM249 138H251V137H249ZM135 139H136V137H135ZM135 139H131L130 141L134 140V142H135ZM163 139L161 138V140H163ZM195 139L193 141H195ZM208 139H212V138H208ZM236 139H238V138H236ZM242 139H240V141H242ZM152 140L155 141L156 144H154V145H157L156 146L157 148L161 147L158 145L160 142H162L160 140V137L157 139L159 142L155 139H152ZM165 140H163V142H166ZM130 141H127V143L129 142V145H130ZM138 141L140 142V140L138 139L136 141L137 144L139 143ZM174 141H175V139H174ZM197 141H199V140L197 139ZM197 141H195V144H196L195 147L196 148H198L197 147L198 145L201 146L202 144H203V146H205V142H201L202 144L199 142L200 144H197L198 143ZM211 141H213V140H211ZM223 141H225V138ZM237 141L240 142L239 140H237ZM141 142L139 143L140 145H138V149H139V146L143 145V143L141 144ZM180 142H181V144H180ZM182 142H185V140L184 141H180V140L178 141V143L180 145H183V146L178 145L176 142H174V143H176L178 146H180V147L176 146L179 149L182 147L185 150V144L186 143L182 144ZM207 142H208V140H207ZM227 142H225V143H227ZM230 142H228V144ZM150 143H152V142L150 141L147 145H149ZM212 143H214V142H209L210 146L212 145ZM161 144L165 146V143H161ZM170 144H173L172 141L171 142L169 141V145ZM228 144H227V146H228ZM131 145L134 146L133 143ZM154 145L153 146H152V144L150 145V146H152L151 149H149L150 151H153L152 149H153ZM187 145H188V143H187ZM194 145H190V147L193 146V148L196 149L194 147ZM235 145H237V144H235V142H234V147H235ZM146 146H144L145 149L143 147L142 148L144 150H146L148 147V146L147 147ZM164 146H162V147H164ZM229 146H232V144H229ZM165 147H164V149H165ZM168 147L169 146L167 145L166 149ZM171 147H173V146H171ZM171 147H170V149H171ZM205 147L207 149L209 148V146L208 147L205 146ZM148 148H150V147H148ZM157 148L155 149V151L158 150V152L163 149L162 148L160 150ZM206 148H205V151L203 150L204 147L201 150H203L205 152L204 155L210 156L209 155L210 153L209 154L206 153ZM230 148L231 149L228 148L229 150L228 149L227 150L228 151L232 150L231 153L233 155L234 154L233 153V147H230ZM143 149H139V151L140 150L143 151ZM170 149L168 148V150H170ZM176 149H173V150H175L176 153L178 151L177 154L179 156L176 155V157H175V155H174L173 158H177V156H178V158L182 160L183 158H181V157L184 155V160H185L187 158L188 154L186 155L184 153V150L180 149L181 150L180 153L183 151V153H181V155L182 154L183 155L181 156L179 154V150L178 149L176 150ZM187 149L189 150V148H186V150ZM199 149H200V147H199ZM214 149L216 150V148H214ZM236 149H237V146H236ZM149 150L147 149V151H149ZM190 150H192L194 153H196L197 156L200 155L199 156L200 160H202L201 157L204 155L200 154V153L198 154V152H196V151H198V149L197 150L190 149ZM190 150H189V152H190ZM201 150H199V152ZM139 151H136V152H139ZM163 151L164 150H162V154L164 155L165 152H163ZM165 151L167 152V150H165ZM175 151H173V153ZM221 151L222 152L224 151L223 148ZM158 152H156V153L158 155L162 156V154H159ZM193 152H191V153L193 154ZM176 153H174V154H176ZM169 154H172V152L168 153V157H169ZM228 154H230V152ZM235 154H237V153H235ZM158 155H157V158L159 159L160 156H158ZM165 155H167V153H165ZM212 155L213 154H211V156ZM154 156H156L155 153H154ZM193 156H194V154H193ZM193 156L192 157L188 156L190 158V160H188V158H187L186 163L184 160H182V162L184 161L185 164L191 166L190 164L192 162L190 164L188 162H190L193 159ZM197 156H194L193 163H194V160L196 161V159L199 162V160H198L199 157H197ZM208 156H206V157H208ZM164 157L162 156L161 158H164ZM212 157H210V159H212ZM240 157H243V155H241ZM161 158H160V160H161ZM178 158L176 159V161L175 160H173V161H175L176 163L179 162V161H177ZM235 158L238 159L239 157L238 158L235 157ZM251 158L253 159L254 156L253 157L251 156ZM255 158H257V157L255 156ZM170 159L172 160L171 155H170ZM210 159L204 161V163H203V161H201V162L204 166H205V162H206V165H207V162H209L208 164H210V163L212 164L214 159L213 160H210ZM232 159H234V158H232ZM259 159H262V160H259V161L257 160V163H255V164H257V165H260L261 163L264 164V159L262 158V156ZM171 160H169V161H171ZM224 160H227V159H224ZM215 161H217V159ZM215 161H214V163L216 165H212L213 167L215 166L214 171L216 168L218 169V167L220 166V165L218 166ZM227 161H229V163H230V161L239 162V159L236 161V160H231V159L229 160V158H228ZM248 162H249V160L246 163H248ZM239 163H243V160H241V162H239ZM258 163H260V164H258ZM177 164H180V163H177ZM221 164H222V162H221ZM224 164H226V163H224ZM227 164H226V166L230 167V165H227ZM255 164H253V166ZM195 165H196V162H195ZM199 165H201V163H199ZM199 165L197 164L196 166H192V167H195L197 169V167ZM203 165L199 166V168L201 167L202 170H203V167H202ZM234 165H236V164H234ZM234 165H233V168L236 167V166L234 167ZM237 165L241 166L242 164H237ZM223 166H224L223 168H227L225 165H223ZM246 166L248 167L249 165L246 164ZM243 167H245V165ZM243 167H242V169H243ZM247 167L244 168V171L240 167H239V169H241V171H243V172L247 171L246 173H248L249 172L248 170H251L252 166L249 169ZM254 167L252 168V170L256 169ZM178 168H179L178 170L182 169L180 167H178ZM206 168L207 167L204 168L205 171L210 169V168H208V169H206ZM212 168H211V170H213ZM257 168H261V167L258 166ZM189 169L192 170V168H189ZM189 169L187 168V170H189ZM217 169H216V171H217ZM246 169H248V170H246ZM187 170L185 171L186 173L187 172L189 173V171L191 173V170H189V171H187ZM204 170L202 171L203 174H204ZM194 171H192V173H193L192 176L189 175L192 178H194L193 176L198 175V174H196V171H195V173H194ZM219 171L220 170H218V172ZM238 171H240V170H238ZM238 171H237V173H235L236 171L234 173L236 175L238 174V177H239L240 173H238ZM254 171H256V173L259 172V170L258 171L254 170ZM208 172L210 173V171H208ZM222 172H224V171H222ZM200 173H201V171H200ZM259 173H261V172H259ZM194 174H196V175H194ZM229 174H231V173L229 172ZM252 174H253L252 176H254V175L256 176L255 172ZM226 175L227 174H225V176ZM232 175H233V173H232ZM184 176L182 178H184ZM200 176H202V174H200ZM213 176H215V175H213ZM221 177H222V175L219 176V178H221ZM196 178H197V176H196ZM242 178H243V176H242ZM245 178H247V177H245ZM249 179H251V177ZM214 180H215V178H214ZM217 180H218V178H217ZM219 182H221V181H219ZM226 182H227V180H226Z\"/></svg>",
    "mask_w": 264,
    "mask_h": 264
}]
</instances>
